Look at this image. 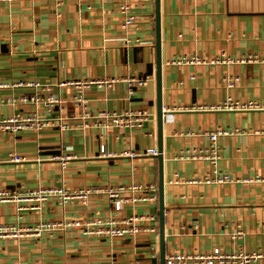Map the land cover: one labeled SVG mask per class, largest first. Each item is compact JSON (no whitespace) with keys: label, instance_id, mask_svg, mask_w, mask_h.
Masks as SVG:
<instances>
[{"label":"crops","instance_id":"crops-1","mask_svg":"<svg viewBox=\"0 0 264 264\" xmlns=\"http://www.w3.org/2000/svg\"><path fill=\"white\" fill-rule=\"evenodd\" d=\"M120 1L0 0V85L7 86L0 88V119L49 122L0 133V191L159 186L155 0H126L136 16L127 29ZM160 39L166 264L173 255L216 249L264 254V109H213L227 100L264 106V0H160ZM193 57L203 62L174 64ZM224 58L235 62H217ZM129 78L148 81L131 87ZM92 80L114 82L84 88L81 103L74 100L77 88L60 86ZM32 82L40 87L16 85ZM33 97L40 102L32 103ZM50 97L59 102L49 106ZM103 112L140 113L144 121L141 128L120 127L101 121ZM217 130L230 132L218 143V170L233 180L226 184L206 183L214 177L210 161L181 158L207 148V133ZM14 155L24 160L14 162ZM133 216L157 220L143 222L145 231L135 239L77 228L0 238V264H160L159 201L129 203L121 213L106 195H93L87 205L0 202V226L16 230Z\"/></svg>","mask_w":264,"mask_h":264},{"label":"built area","instance_id":"built-area-1","mask_svg":"<svg viewBox=\"0 0 264 264\" xmlns=\"http://www.w3.org/2000/svg\"><path fill=\"white\" fill-rule=\"evenodd\" d=\"M5 2H17L25 0H2ZM119 11L124 17L123 28L127 29L131 27L136 20V16L132 13V6L127 3L126 0H121L119 3ZM128 44V41H126ZM246 59L242 60L245 61ZM248 61H257L256 57L250 56ZM241 61V60H240ZM203 60L199 57L193 58H180L174 61V64H200ZM217 62H227L233 63L234 60L231 59H218ZM148 80L129 78L127 82L129 86L143 87L146 85ZM113 80H97V81H83V82H68L61 83V87L74 86L77 88V93L74 97L76 103H81L83 101L84 88L90 87V85H98L100 87L113 83ZM229 87L233 86L232 81H227ZM19 87H40L38 83H20L16 84ZM7 86L0 85V88H5ZM27 101V100H25ZM32 103H39L40 99L38 97H33L30 99ZM59 102L58 99L50 97L47 99L46 103L49 106H54ZM217 110H263L264 106L257 101H250L246 104H238L233 100H227L221 106L213 108ZM166 112H164L165 117ZM99 119L104 123L111 122L112 124L120 127L128 128H141L144 115L140 113H117V112H103L100 114ZM49 125V122L45 120H40L35 116L27 117H12L0 119V133H17L28 129H40ZM230 132L226 130H217L215 132L207 133L210 140L209 146L205 149H194L192 151L187 150L181 154V158L191 159V160H208L213 167L214 177L206 179V183L214 184H226L232 182V178L229 175H222L218 170V162L220 161L219 152V139L222 136L229 135ZM102 154L105 155V150L102 148ZM158 154V153H157ZM156 154V155H157ZM124 156L135 157L136 154L125 152ZM62 160L68 159V157L61 158ZM24 158L20 156H13L12 161L20 162ZM264 180V178H262ZM260 180V179H259ZM192 183H200L194 181ZM93 195H106L113 206L115 213H121L123 208L129 203L136 202H157L158 201V187L154 184H135L131 186H120L118 188H83L79 190H68L65 187H49V188H39L28 193L12 194L4 191H0V202H11V201H26V202H44L49 199H54L62 204H68L73 201H80L82 204L87 205L90 198ZM148 220L156 221L157 218L154 217H129V218H96L86 222L80 220H64L58 223H40L33 227H27L25 229L21 228L16 230L12 226H0V238L3 237H18L23 236L22 231H25L26 236H36L40 237L46 232L51 231H63L71 228L80 229L85 235H98L108 238H131L135 239L144 230L142 223ZM151 232H157L158 228H149ZM264 254L262 253H252L248 254L245 252H240L235 255L223 254L219 249L214 250L210 255L201 256H185V255H173L168 258V264H177L189 260L204 261L207 264L226 263L231 262L235 264H254L257 260L263 259Z\"/></svg>","mask_w":264,"mask_h":264},{"label":"water","instance_id":"water-1","mask_svg":"<svg viewBox=\"0 0 264 264\" xmlns=\"http://www.w3.org/2000/svg\"><path fill=\"white\" fill-rule=\"evenodd\" d=\"M156 6V49H157V69H158V126L160 137V150L157 154L160 163L159 171V186H158V201H159V233H160V264H166V245H165V215L166 209L164 205V177H163V156H162V127L164 125L165 118L163 117V107L161 104V39H160V0H155Z\"/></svg>","mask_w":264,"mask_h":264}]
</instances>
